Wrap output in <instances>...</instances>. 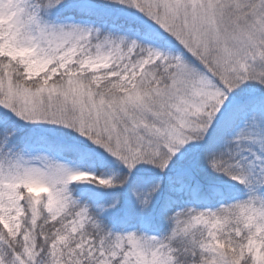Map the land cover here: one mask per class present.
Instances as JSON below:
<instances>
[{
  "label": "snow or ice",
  "instance_id": "1",
  "mask_svg": "<svg viewBox=\"0 0 264 264\" xmlns=\"http://www.w3.org/2000/svg\"><path fill=\"white\" fill-rule=\"evenodd\" d=\"M0 264H264V0H0Z\"/></svg>",
  "mask_w": 264,
  "mask_h": 264
}]
</instances>
